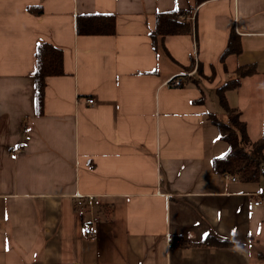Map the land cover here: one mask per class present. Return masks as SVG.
Returning <instances> with one entry per match:
<instances>
[{"label": "crops", "instance_id": "obj_1", "mask_svg": "<svg viewBox=\"0 0 264 264\" xmlns=\"http://www.w3.org/2000/svg\"><path fill=\"white\" fill-rule=\"evenodd\" d=\"M191 2L0 0V264H264L260 181L213 172L228 145L210 122L237 66L257 72L237 99L264 107V89L245 90L264 87V0L207 1L188 19L193 35L154 50L156 14ZM83 14L116 15V34L79 36ZM231 34L242 53L223 62ZM40 41L64 53L41 115ZM208 235L242 245L193 244Z\"/></svg>", "mask_w": 264, "mask_h": 264}, {"label": "trees", "instance_id": "obj_2", "mask_svg": "<svg viewBox=\"0 0 264 264\" xmlns=\"http://www.w3.org/2000/svg\"><path fill=\"white\" fill-rule=\"evenodd\" d=\"M210 0H192L184 8L159 12L156 14V27L150 34L154 50L162 47L165 53V41L169 36L193 35L194 26L188 19L196 12L197 8ZM29 11L41 14L40 7H29ZM76 32L79 36H113L117 32V17L114 14H83L77 17ZM242 53L241 38L231 34L229 44L223 54L222 61L229 56ZM63 50L49 42L40 41L36 46V65L34 71V91L37 114L41 115L45 108V91L49 77L64 74ZM192 67H195L194 60ZM235 79H229L217 89L219 103L223 108L227 120H223L218 114L210 115V122L216 126L220 133V140L228 145V151L221 157L212 160V170L217 175L236 177L242 182L258 183L264 177V136L252 141L249 136L248 126L242 120V113L237 108L231 107L227 93L232 89H239L243 80L255 75L256 66L242 65L235 68ZM197 74H201L198 66ZM180 235H173L178 238ZM180 238H182L180 236ZM200 247H229L240 248L242 244L229 240H220L213 235L193 242ZM260 259H264L262 253Z\"/></svg>", "mask_w": 264, "mask_h": 264}, {"label": "rangeland", "instance_id": "obj_3", "mask_svg": "<svg viewBox=\"0 0 264 264\" xmlns=\"http://www.w3.org/2000/svg\"><path fill=\"white\" fill-rule=\"evenodd\" d=\"M229 62L231 61V58H229ZM229 79V78H228ZM258 79V78H256ZM256 79L252 80V82L256 81ZM227 83V82H226ZM250 83V82H249ZM260 82H258L259 84ZM262 84L264 85V81L262 82ZM171 86V85H169ZM256 86H258L257 84L254 87H250L247 85V87L245 88V90H250V89H264V87H260V88H255ZM172 87V86H171ZM239 91L235 92L230 90L227 94V96H230V100H231V107L234 108H242L241 112H242V120L247 123L248 126V131H249V136L251 138L252 141H256L258 139H260L261 137L264 136V107H259V108H254V107H250L248 105H246L243 101L241 104V100L237 99V95H238ZM264 100V99H263ZM241 107H238L240 106ZM236 106V107H235ZM223 112H221L219 115V117L223 120H227L226 116H223ZM260 187H261V191L264 194V177H262L260 179ZM260 201H262V199L260 198ZM263 204V201H262Z\"/></svg>", "mask_w": 264, "mask_h": 264}, {"label": "built area", "instance_id": "obj_4", "mask_svg": "<svg viewBox=\"0 0 264 264\" xmlns=\"http://www.w3.org/2000/svg\"><path fill=\"white\" fill-rule=\"evenodd\" d=\"M168 85H171L173 87H180V86H183L184 85V81L181 80V79H172V80H169V82H167ZM87 102L89 104H93L94 100L92 99H89L87 100ZM24 145H19L17 146V151L22 149ZM233 181H236L237 179L235 177L232 178ZM262 204V201L258 200V201H255V205L258 206ZM99 234V231H98V228L95 227L94 225H86V237L88 239H91V240H94L96 239V237L98 236Z\"/></svg>", "mask_w": 264, "mask_h": 264}, {"label": "bare ground", "instance_id": "obj_5", "mask_svg": "<svg viewBox=\"0 0 264 264\" xmlns=\"http://www.w3.org/2000/svg\"><path fill=\"white\" fill-rule=\"evenodd\" d=\"M83 233H84V236L86 237V227L84 228Z\"/></svg>", "mask_w": 264, "mask_h": 264}, {"label": "clouds", "instance_id": "obj_6", "mask_svg": "<svg viewBox=\"0 0 264 264\" xmlns=\"http://www.w3.org/2000/svg\"><path fill=\"white\" fill-rule=\"evenodd\" d=\"M184 86V85H183ZM182 87V86H181Z\"/></svg>", "mask_w": 264, "mask_h": 264}]
</instances>
